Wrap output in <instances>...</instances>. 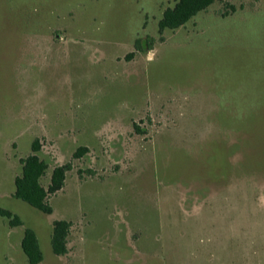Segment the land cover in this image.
<instances>
[{
	"label": "rangeland",
	"instance_id": "1",
	"mask_svg": "<svg viewBox=\"0 0 264 264\" xmlns=\"http://www.w3.org/2000/svg\"><path fill=\"white\" fill-rule=\"evenodd\" d=\"M228 1L159 31L177 0H0V264L26 227L38 264H264V0ZM34 139L45 187L72 163L50 214L12 195Z\"/></svg>",
	"mask_w": 264,
	"mask_h": 264
},
{
	"label": "trees",
	"instance_id": "2",
	"mask_svg": "<svg viewBox=\"0 0 264 264\" xmlns=\"http://www.w3.org/2000/svg\"><path fill=\"white\" fill-rule=\"evenodd\" d=\"M222 4L219 11L221 16L233 13L235 5L228 0H177L173 7L166 8L159 20V31L164 28H177L185 24L198 12L207 9L213 3ZM162 39V38H161ZM155 43L154 37L136 38L133 42L135 51L151 49ZM40 144L38 139L31 143V153L21 157V172L14 178L13 197L27 203L39 211L50 214L52 206L49 197L62 189L65 183L66 174L72 169L70 161L53 167L49 177V183L45 187L41 179L46 174L48 164L39 157ZM86 151V147L80 146L73 153V157H79ZM0 215L8 219L11 226L21 225L22 221L18 215L8 209L0 208ZM71 222L66 219H56L51 224L50 245L55 255H62L67 252V236L69 234ZM21 248L29 264H38L42 261L43 255L39 246L37 235L32 228L26 227L21 239Z\"/></svg>",
	"mask_w": 264,
	"mask_h": 264
}]
</instances>
